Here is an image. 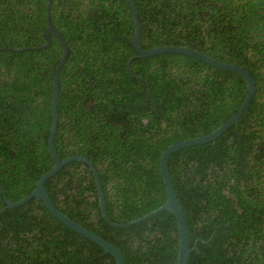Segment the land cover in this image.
Returning a JSON list of instances; mask_svg holds the SVG:
<instances>
[{"label": "trees", "instance_id": "trees-1", "mask_svg": "<svg viewBox=\"0 0 264 264\" xmlns=\"http://www.w3.org/2000/svg\"><path fill=\"white\" fill-rule=\"evenodd\" d=\"M47 0H0V184L10 200L50 168L52 74L62 52L46 47ZM140 44H181L241 62L255 94L215 140L171 153L169 170L189 227L187 264H264V0H135ZM68 44L59 71L54 145L98 172L108 216L139 217L166 191L161 151L221 124L246 93L244 77L194 57L135 54L128 0H51ZM135 73V74H133ZM147 81V83H146ZM56 206L117 246L126 264H175L179 233L162 210L129 226L100 213L88 165L72 160L45 182ZM0 193V210L4 207ZM0 264H116L97 243L56 219L35 197L0 212Z\"/></svg>", "mask_w": 264, "mask_h": 264}, {"label": "water", "instance_id": "water-1", "mask_svg": "<svg viewBox=\"0 0 264 264\" xmlns=\"http://www.w3.org/2000/svg\"><path fill=\"white\" fill-rule=\"evenodd\" d=\"M128 3H129L130 10H131L133 23H134L132 45L135 50V54L131 55L127 60V66L129 69H130L131 60L137 57H148V56H153V55L160 54L163 52H175V53L185 54V55L194 57L196 59H199L203 62H206L210 65H213V66H216L222 69H226L229 71H234V72L241 74L244 77L246 81V85H247L246 93L242 101L240 102L238 107L234 110V112L231 113L221 124H219L213 130L203 133L201 135L181 139L173 143H170L161 151L159 155V159H158V165H159V170L161 172L163 183L165 186V191H166V199L161 205H159L158 207L150 210L149 212L139 217L132 218L127 221L119 222V221L112 220L106 212L102 184H101L98 172L92 160L82 154H73V155H69V156L62 158L58 154L56 147L54 145V134L57 128V103H58V98H59V71H60L61 66L63 65V63L65 62L67 58L69 49H68V44L64 36L62 35L61 31L55 26V24L51 20V16H50L51 0H47L46 18H47L48 24L45 29L46 41L39 45H34V46H24V47L15 48V47L8 45L7 47L12 50H17V51L46 47L51 41V33H54L56 35V37L58 38L62 46L61 55L59 56L57 62L54 65L53 74H52L53 91H52V96H51V124H50L49 132L47 135V149L53 159V163L49 169H47L46 171H44L41 175L37 177L35 185L32 187V189L27 194H25L24 196H22L21 198L17 200H10L5 193L3 186L0 184V193H1L2 199L5 204L4 207L1 208L0 212L7 207H15V206L21 205L25 203L27 200H29L30 198L35 197L39 200H42V202L44 203L48 211L56 219L62 222L64 225L82 234L83 236L91 239L92 241L97 243L99 246H101L104 250L109 252L114 257L116 264H126L124 255L117 246H115L113 243H111L110 241L102 237L100 234L94 232L88 227L72 219L69 215H67L65 212L60 210L54 203L49 192L47 191L45 182L48 178L56 174L60 170V168L64 164L68 163L69 161H72L75 159L82 160L88 165L90 171L92 172V175L94 177V180L97 186L100 213L108 224L112 226L125 227V226H129L135 223H139L155 215L156 213L162 210H165V209L170 210L175 217V220L178 226V233H179L177 258H176L175 264H187L190 251L195 247V244L194 245L190 244L188 223L186 220V216H185L182 204L175 191L174 183H173L172 176L169 170V162H168L169 156L171 155L172 152L179 150L181 148L188 147L191 145L202 144L205 142L215 140L218 136L224 133L229 127L237 123L239 117L247 109V107L249 106L255 94L256 83H255L252 73L241 62L233 63V62L221 60L206 52H203L201 50H198L196 48H192L186 45H181V44H162V45H158V46H154L150 48H144L140 44L141 21H140L138 10L135 4V0H128Z\"/></svg>", "mask_w": 264, "mask_h": 264}]
</instances>
